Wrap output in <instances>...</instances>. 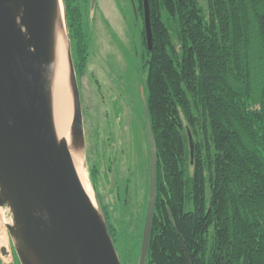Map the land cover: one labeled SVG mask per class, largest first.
Here are the masks:
<instances>
[{"label":"trees","instance_id":"trees-1","mask_svg":"<svg viewBox=\"0 0 264 264\" xmlns=\"http://www.w3.org/2000/svg\"><path fill=\"white\" fill-rule=\"evenodd\" d=\"M88 2L64 0L81 75ZM143 2L134 0L156 154L145 264H188L182 242L190 264H264V0H148L151 52Z\"/></svg>","mask_w":264,"mask_h":264},{"label":"water","instance_id":"water-1","mask_svg":"<svg viewBox=\"0 0 264 264\" xmlns=\"http://www.w3.org/2000/svg\"><path fill=\"white\" fill-rule=\"evenodd\" d=\"M61 5L64 0H0V207L10 208L13 224L7 229L21 264H122L104 213L79 179L68 141L56 133L52 86ZM143 5L151 52L148 0ZM133 6L137 12L134 0ZM68 43L75 111L72 145L82 150L86 145L80 88ZM155 175L154 160L143 237L145 261L156 200ZM1 252L8 255L4 249Z\"/></svg>","mask_w":264,"mask_h":264},{"label":"rangeland","instance_id":"rangeland-1","mask_svg":"<svg viewBox=\"0 0 264 264\" xmlns=\"http://www.w3.org/2000/svg\"><path fill=\"white\" fill-rule=\"evenodd\" d=\"M83 8L91 43L87 68L83 75L76 72L86 145L80 154L92 201L99 210L103 205L115 226V247L122 264H144L147 242L144 246L143 229L151 201L149 183L155 149L143 102L147 79L141 45L143 21L135 12L133 0H95L93 6L89 0ZM67 89L74 118L70 80ZM1 217L6 222L0 227V264H21L6 229L13 224L10 208L5 207ZM3 249L7 256H3Z\"/></svg>","mask_w":264,"mask_h":264},{"label":"bare ground","instance_id":"bare-ground-1","mask_svg":"<svg viewBox=\"0 0 264 264\" xmlns=\"http://www.w3.org/2000/svg\"><path fill=\"white\" fill-rule=\"evenodd\" d=\"M61 24L57 27V49H56V63L53 81V112H54V124L56 126V133L60 139H66L68 141V146H70L71 157L74 161L75 169H77L79 179L81 180L84 190L90 196L92 200L91 186L89 179L87 178V171L85 168L84 158L80 154V150L72 145V121H73V108L72 100H70V93L67 89L69 77V66H68V37L67 30L64 20V9L61 5ZM5 208L0 207V227L6 222L4 217ZM7 229V225H6ZM2 235V229L0 228V236Z\"/></svg>","mask_w":264,"mask_h":264}]
</instances>
